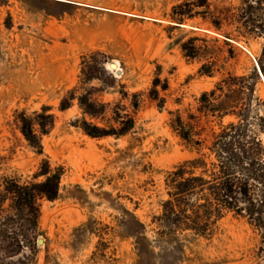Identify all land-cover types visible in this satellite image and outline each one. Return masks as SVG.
Wrapping results in <instances>:
<instances>
[{"label":"rangeland","instance_id":"374dc122","mask_svg":"<svg viewBox=\"0 0 264 264\" xmlns=\"http://www.w3.org/2000/svg\"><path fill=\"white\" fill-rule=\"evenodd\" d=\"M258 1L0 0V185L44 180L34 177L45 162L62 174L59 197L41 201L36 246L4 264H264V214L259 223L231 212L207 238L154 222L167 174L199 152L215 160L208 147L230 123L264 150V37L240 19L251 5L264 15ZM91 61L99 79L88 81ZM219 85L208 112L201 97ZM73 89L91 90L109 114L119 103L132 112L138 94L134 130L85 134L78 101L61 109ZM45 110L55 123L32 146L20 116ZM177 116L201 145L181 138Z\"/></svg>","mask_w":264,"mask_h":264},{"label":"trees","instance_id":"16d2710c","mask_svg":"<svg viewBox=\"0 0 264 264\" xmlns=\"http://www.w3.org/2000/svg\"><path fill=\"white\" fill-rule=\"evenodd\" d=\"M257 5L263 8L264 0H259ZM253 10L252 5L248 6L247 13L240 17L242 26L246 34L264 37V15L257 16ZM214 25L220 29L219 22ZM92 63L87 62L84 69L88 81L98 77ZM260 67L264 71V62ZM99 71L106 73L104 67ZM223 89L224 86L219 85L204 93L202 108L215 113L212 99ZM90 91L76 96L73 89L61 103V109L67 110L78 101L83 118L76 123L85 134L100 139L121 138L134 130L135 115L141 107L138 94L133 96L132 112L119 103L109 114L110 104L98 100ZM152 93L153 99L159 96L157 89ZM20 122L21 132L28 142L41 147V138L53 127L55 117L45 110L34 117L22 114ZM175 130L189 144L201 145L200 139L195 138L199 134L194 125L185 123L181 116L175 120ZM208 149L215 160L199 152V156L184 161L167 174L168 198L162 205L161 215L154 220L164 232L190 231L195 236L211 237L219 222L231 212L239 216L247 214L253 222L263 220L264 188L263 198L256 192V183L264 187V150L258 138L251 137L242 124L230 123L214 136ZM41 177L44 180L26 183L7 178L0 185V264L37 244L41 201H54L59 197L62 174L53 173L50 164L45 162L34 178Z\"/></svg>","mask_w":264,"mask_h":264},{"label":"water","instance_id":"95a60500","mask_svg":"<svg viewBox=\"0 0 264 264\" xmlns=\"http://www.w3.org/2000/svg\"><path fill=\"white\" fill-rule=\"evenodd\" d=\"M111 67L113 68V65H111ZM39 244H43V239H39Z\"/></svg>","mask_w":264,"mask_h":264}]
</instances>
